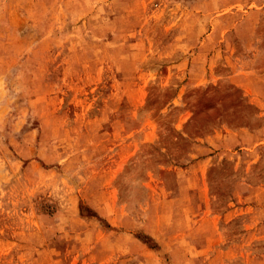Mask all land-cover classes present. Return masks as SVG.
Masks as SVG:
<instances>
[{
  "label": "rangeland",
  "instance_id": "rangeland-1",
  "mask_svg": "<svg viewBox=\"0 0 264 264\" xmlns=\"http://www.w3.org/2000/svg\"><path fill=\"white\" fill-rule=\"evenodd\" d=\"M262 84L264 0H0V264H256Z\"/></svg>",
  "mask_w": 264,
  "mask_h": 264
},
{
  "label": "crops",
  "instance_id": "crops-1",
  "mask_svg": "<svg viewBox=\"0 0 264 264\" xmlns=\"http://www.w3.org/2000/svg\"><path fill=\"white\" fill-rule=\"evenodd\" d=\"M262 87H264L263 84H262ZM256 264H264V252L261 254V258H257Z\"/></svg>",
  "mask_w": 264,
  "mask_h": 264
}]
</instances>
